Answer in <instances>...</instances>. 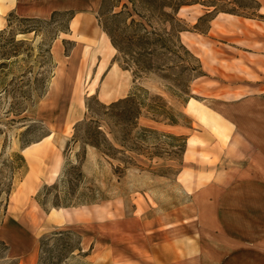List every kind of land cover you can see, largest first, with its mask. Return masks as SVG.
Returning <instances> with one entry per match:
<instances>
[{
  "label": "rangeland",
  "instance_id": "1",
  "mask_svg": "<svg viewBox=\"0 0 264 264\" xmlns=\"http://www.w3.org/2000/svg\"><path fill=\"white\" fill-rule=\"evenodd\" d=\"M258 1L263 17L217 13L198 21L206 12L201 5L179 10L186 27L180 41L204 75L186 94H174L158 77L135 78L122 68L103 40L101 0H0V30L12 33L28 23L21 18L74 12L65 30L66 17L56 16L35 23L36 33H17L20 46L0 36V264H264V0ZM110 64L129 71L131 83L102 84ZM101 84L113 99L100 97ZM135 86L148 90L145 101L161 96L181 114L179 123L154 121L144 111L139 124L156 133L142 142L144 154L128 153L133 163L86 147L78 188L94 190L93 203L39 205L38 192L81 151L75 125L99 119L107 130L100 105ZM189 98L197 109L186 107ZM164 134L185 138L183 151L181 140ZM15 153L24 164L13 172L21 161Z\"/></svg>",
  "mask_w": 264,
  "mask_h": 264
},
{
  "label": "trees",
  "instance_id": "2",
  "mask_svg": "<svg viewBox=\"0 0 264 264\" xmlns=\"http://www.w3.org/2000/svg\"><path fill=\"white\" fill-rule=\"evenodd\" d=\"M195 4L206 9L198 21L206 17H209V21L217 13L247 18L263 17L258 13L260 8L258 0H101L97 19L110 44L116 50L117 57L125 63L122 68L131 70L135 78L142 74H152L163 80L171 93L178 94L179 91L181 94H186L190 81L203 76L204 72L199 59L180 41L179 33L186 30V27L178 12L183 6ZM119 6L120 8L115 10ZM9 16L13 14L10 13ZM56 16L66 17L62 26L65 30L66 24L68 26L69 21L74 17V12L53 10L49 20L21 18V21L28 22L24 28L13 33L9 29L8 31L2 29L0 36L13 46H20L24 40H15L17 33H36L38 28L35 23H51ZM8 27H11L10 20ZM5 34L8 36L5 37ZM10 52L12 51L8 49L4 54L8 55ZM148 95L147 89L135 86L126 96L108 104H101L102 112L99 115L105 117L107 130L102 127L99 119H89L75 125L73 137L74 141H81V151L76 153L75 163H65L57 182L45 185L43 192H38L36 200L39 205L44 206L47 203L52 207H68L93 203L98 198L95 191L78 188L83 177L81 165L85 158L86 147H95L103 155L120 162L133 163L134 159L128 153L144 154L145 149L142 148L146 147H143L142 142L149 134L156 133L152 127L139 124V118L144 111L149 113L150 116L147 117L154 121H165L172 125L179 123L177 116L181 115L180 113H175L159 95H152L150 100L145 101L144 96ZM91 112L97 114L94 110ZM164 135L181 140L179 146L183 151L185 138ZM29 141L22 147L30 143ZM14 155L21 161L13 166V172L24 164L21 154ZM116 169L120 167L117 166ZM49 195L51 199L48 200Z\"/></svg>",
  "mask_w": 264,
  "mask_h": 264
},
{
  "label": "crops",
  "instance_id": "3",
  "mask_svg": "<svg viewBox=\"0 0 264 264\" xmlns=\"http://www.w3.org/2000/svg\"><path fill=\"white\" fill-rule=\"evenodd\" d=\"M187 8V7H186ZM219 15L220 14H223V15H227V16H234V15H232V14H227V13H218ZM183 33V32H182ZM105 37H107L106 35H104V37H103V40L105 41V43H106V45L108 46V44H107V39H108V37H107V39L105 38ZM109 40V39H108ZM110 42V41H109ZM112 46V45H111ZM108 48L109 49H111L109 46H108ZM112 50V49H111ZM113 51V50H112ZM113 52H115V50L113 51ZM125 72L128 74V76H129V71H127V70H124V69H122V68H119L118 67V65H115V64H110V66L107 68V70L105 71V74H104V76H103V78H102V80H101V83L103 84V83H108V85H109V88L110 87H117V88H119V86H118V84H116V83H131V76L130 77H126V79H125V76H127V75H125ZM102 84H101V86H102ZM122 95V94H121ZM120 95V96H121ZM112 95H110V100L111 99H113V96L111 97ZM116 96H118V95H116ZM218 117V116H217ZM218 119V121L221 123V122H223L222 121V118L221 117H218L217 118ZM230 131H231V128H230V126L229 127H225V132H227V133H229L230 134ZM226 134V133H225ZM84 250V249H83Z\"/></svg>",
  "mask_w": 264,
  "mask_h": 264
},
{
  "label": "bare ground",
  "instance_id": "4",
  "mask_svg": "<svg viewBox=\"0 0 264 264\" xmlns=\"http://www.w3.org/2000/svg\"><path fill=\"white\" fill-rule=\"evenodd\" d=\"M193 6H197L198 7V5L196 4V5H193ZM187 6H183V7H181L180 8V11L181 10H183V9H185ZM203 9V8H202ZM73 20V19H72ZM1 22V21H0ZM1 25V24H0ZM104 34V33H103ZM105 35V34H104ZM106 39H107V37H105ZM107 44H108V46L114 51L115 49L113 48V46H111V44H110V42H109V40L107 39ZM101 44H102V40H100V42H99V44H98V46H97V48L99 49V47L101 46ZM106 44V43H105ZM99 69H101V67L99 68ZM129 73V72H128ZM52 78V77H51ZM89 93L91 94V93H93V89L91 88L90 89V91H89ZM110 94H111V92L110 91H107L106 90V86L104 85V86H102V88H101V90H100V97L102 98V99H105V100H107V99H109V97H110ZM196 104H198V102L196 101V100H194L193 98H189V101H188V103H187V108L189 109H192V110H195V109H197L198 107L196 106ZM49 135H47V136H45V137H43L42 139H44V138H46V137H48ZM41 139V140H42ZM40 140V141H41ZM40 141H37V142H34V143H32V144H30V145H28L27 147H29V146H31V145H35V144H38ZM27 147H25L24 149H26ZM43 148V147H42ZM35 148H33L32 150H27V152H26V157H27V160H28V162L30 163V159H31V157H33V155L35 154Z\"/></svg>",
  "mask_w": 264,
  "mask_h": 264
}]
</instances>
